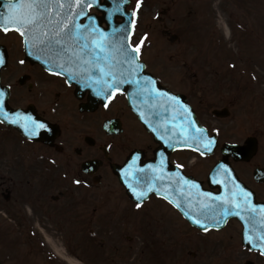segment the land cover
Masks as SVG:
<instances>
[{
	"label": "flooded vegetation",
	"instance_id": "obj_1",
	"mask_svg": "<svg viewBox=\"0 0 264 264\" xmlns=\"http://www.w3.org/2000/svg\"><path fill=\"white\" fill-rule=\"evenodd\" d=\"M59 3L64 7L54 10L61 13L55 19L71 13L76 24L89 26L104 16L97 6L86 10L87 0L71 8L76 0ZM130 9L134 21L136 10ZM101 26L108 28L104 21ZM169 33H165L168 38ZM0 56L5 59L0 88L10 118L0 119V214L17 228L32 229L35 219L41 232L59 237L64 250L56 251L70 264H264V255L255 247L261 243L255 237L264 231L259 223L264 208V117L240 139L225 137L220 128L230 127L222 122L232 119L228 132L235 133V120L244 116L246 106L261 105L256 112L264 113L260 83L244 87L238 82H207L196 72L188 89L169 87L186 96L214 144L204 155L200 152L207 149L202 145L199 151L169 150L165 157L168 174L177 180L189 175L209 187V175L216 168L215 180L231 187L240 181L253 193L249 200L257 209L255 227L248 222L249 213L241 211L242 220L233 214L236 209H229L228 216L205 224L208 231H204L184 215H201L196 203L187 210L186 202L181 203L183 197H171L179 199L178 206L158 194L139 201L126 192L118 169L134 156L141 163L155 160L159 143L133 112L125 93L108 99L97 96L96 89L86 86L83 73L73 78L56 65L63 63L73 73L79 69L26 48L11 28L8 32L0 29ZM18 115L45 127L29 136L20 124L10 122ZM228 144L243 145L246 152L232 153ZM188 153L195 154L189 165ZM220 164L231 173L227 179ZM246 231L253 238L251 243L244 238ZM50 264L66 263L53 258Z\"/></svg>",
	"mask_w": 264,
	"mask_h": 264
},
{
	"label": "rangeland",
	"instance_id": "obj_2",
	"mask_svg": "<svg viewBox=\"0 0 264 264\" xmlns=\"http://www.w3.org/2000/svg\"><path fill=\"white\" fill-rule=\"evenodd\" d=\"M129 8L136 10L132 43L140 44L147 70L163 85L188 89L197 72L207 82H238L244 87L260 83L264 96V0H139V7L131 0ZM164 29L177 38L170 41ZM246 108L235 120V133L228 132L232 119L222 122L230 126L220 127L225 137L240 139L263 121L264 113L256 112L261 105ZM187 158L189 165L195 154ZM33 220V228L24 230L0 214V259L9 264H50L59 258L70 264L56 251L64 250L59 237L41 232Z\"/></svg>",
	"mask_w": 264,
	"mask_h": 264
},
{
	"label": "snow or ice",
	"instance_id": "obj_3",
	"mask_svg": "<svg viewBox=\"0 0 264 264\" xmlns=\"http://www.w3.org/2000/svg\"><path fill=\"white\" fill-rule=\"evenodd\" d=\"M81 2L82 0H76V4L69 7H79ZM92 3H95V0H92ZM88 6L91 5L89 4ZM3 7L6 11L0 13V29L8 32L11 28V30L17 32L22 38L23 45L28 49L40 52L45 56L55 57L61 61L66 60L70 66L79 69V72H71V68L64 67L63 63H57L56 66L61 68L62 71L68 72L73 78L83 73L82 78L86 86H92L96 89L95 94L97 96L108 99L112 94L120 91V85L133 82L139 83L138 81L125 79L124 72L121 69L126 65L128 74L131 76L140 68V64L138 63L140 44H137L135 47L129 44L125 47L123 38L110 40L94 24L89 26L76 24V17L71 13L62 19H53L54 8L62 9L64 7L62 3H59V0H57L56 4L49 3L48 0H6ZM137 7H139V0H137ZM114 11H119V8L117 7ZM55 15L60 16L61 13L57 11ZM79 15H84L83 10L79 12ZM93 53H95L94 57ZM29 54L31 55L32 52L30 51ZM2 63H4V58L0 56V64ZM118 72L119 75H117ZM144 79L146 83H152L147 77ZM148 90L153 93L157 92L155 88ZM161 95L164 94L161 93ZM169 99L172 101L177 100L174 96L169 97ZM185 112H187V109H185ZM0 115H3V119L6 121L10 119L8 114L2 111V106H0ZM22 120L24 123H21ZM10 122L12 124H20L29 136H35L39 129L45 127L44 123L38 122L31 117H21L19 115L11 119ZM197 132L202 134L203 130L197 129ZM212 143L213 141L208 139L207 143L202 146L207 151H211L210 145ZM196 150L199 151L200 149L197 148ZM200 154L204 155V152L201 151ZM162 164L163 161H161V166ZM219 169L224 171L226 179L231 176L230 171L224 164H221ZM152 170L156 171L155 169ZM124 175L127 177L129 173L126 172ZM158 179L163 180V175ZM76 183H79V181H76ZM176 183L197 188V185L183 177H180ZM127 186L137 200L147 195L146 191H137L131 183ZM153 187L154 185L150 184L147 191H152ZM161 191L157 189L158 193ZM189 195H192L191 192H189ZM251 195L252 193L233 182V189L226 196H213L212 193L198 192V196L204 198L199 202V206L205 220H217L219 217L220 220L217 222L222 221L223 217L228 216L229 209H236L233 214L242 220L245 217L241 215V211L247 212L249 213L248 222L252 223L253 227H255V213L257 209L249 200ZM164 198L168 199V195L164 194ZM169 202L175 203L172 200H169ZM136 206L139 208L140 204L138 203ZM217 209H220V211H217ZM209 213L211 214L209 215ZM184 215L189 216V213L185 212ZM189 218L204 231H208V228L201 219L190 216ZM259 223L264 226V208L260 209ZM244 238L250 243L253 240L247 231ZM255 239L261 242L256 244L255 247L259 248L261 254L264 255V231H260Z\"/></svg>",
	"mask_w": 264,
	"mask_h": 264
},
{
	"label": "water",
	"instance_id": "obj_4",
	"mask_svg": "<svg viewBox=\"0 0 264 264\" xmlns=\"http://www.w3.org/2000/svg\"><path fill=\"white\" fill-rule=\"evenodd\" d=\"M5 2L6 0H0V13H2L4 10L2 4H4ZM129 3L130 0H105L104 3H102L100 0H95V3H92V0H87L85 9L87 10L90 7L88 5L90 4L91 6L95 5L100 10H102L104 12V16L101 18V20H104L108 24V28L101 27V21L96 20H92L90 25H98L97 28L100 31L104 32L110 40L123 38L125 47H127L129 44L132 45L131 36L133 32V24L132 13L130 10H127ZM117 7L119 8V11H114V9H116ZM56 9L58 8H54V10ZM116 16L122 17L123 20L121 23L116 22ZM56 17L59 18L53 11L52 18L55 19ZM113 33H115V35H113ZM175 39L176 35H173L171 37V40ZM138 63L140 64V68L137 69L134 75L130 76L128 74L126 65H124L121 70L124 72L125 79L138 81L139 83H124L120 85L119 92L126 93L128 102L132 110L138 115L139 119L144 124L146 129L154 135L155 140L160 143V148L157 153V158L150 162H146L145 164H141L135 156L132 157L125 164V166L120 168L119 170L118 174L121 182L125 186L127 193L135 199L136 197L127 186L129 183L133 184L137 191L147 192V195L145 197H142L139 201L145 199L149 196V194L155 192L163 196L164 194H167L168 198L172 199L178 206H180L179 199H173L171 197H183L184 199L181 200V203L186 202V204L188 205L187 210L189 208H192L190 205L196 200V205L194 204L195 209H199V212L201 213L199 202L204 198L198 196V192L212 193L213 196H226L229 191L233 189V187H231L232 184L225 185L222 182L214 183L213 179L216 168L210 176V183L212 185L218 184L221 187V191L219 193H215L209 189H205L202 187L200 182H197L194 179L183 175L181 177L197 185V188H191L190 185H185L182 183L177 184V179L175 178L173 173L169 175L167 172L165 157L166 152L174 148L180 146L200 148L201 145L207 143L208 139L213 140V138H208L206 130L200 125L196 114L193 108L189 105L185 95L173 93L168 88L162 86L157 77H155L150 72H147L145 63L140 59V54L138 57ZM2 65L3 64H0V68ZM117 75H119V72L117 73ZM145 77L152 81V83H146L144 79ZM151 88H155L157 92H150L148 89ZM161 93H163L164 95H161ZM173 96L177 98L176 101H172L169 99V97ZM5 101L6 98L4 97V95H2V93H0V106H2L3 112H5ZM185 109H187V112H185ZM0 119L4 120L3 115H0ZM197 129H202L203 133L201 134L197 132ZM210 146H213V143ZM227 149L232 153H237L239 151H241V153H245L247 148L244 149V146H238L236 144H228ZM161 161H163L162 166ZM149 166H151V168H149ZM152 169H155L156 171H153ZM126 172L129 173L127 177H125L124 175ZM161 175H163L164 177L163 180L158 179ZM150 184L154 185L153 190L147 191ZM236 184L238 183L236 182ZM157 189H160L162 191L158 193ZM189 192H191V196L189 195ZM189 216L196 219H201L204 223L212 222V220H205L204 215L196 216L193 214H189ZM0 264L2 263L0 262Z\"/></svg>",
	"mask_w": 264,
	"mask_h": 264
},
{
	"label": "bare ground",
	"instance_id": "obj_5",
	"mask_svg": "<svg viewBox=\"0 0 264 264\" xmlns=\"http://www.w3.org/2000/svg\"><path fill=\"white\" fill-rule=\"evenodd\" d=\"M223 18V17H222Z\"/></svg>",
	"mask_w": 264,
	"mask_h": 264
}]
</instances>
